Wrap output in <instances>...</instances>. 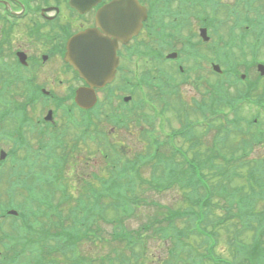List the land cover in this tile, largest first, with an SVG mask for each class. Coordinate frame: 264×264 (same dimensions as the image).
<instances>
[{
	"label": "trees",
	"instance_id": "trees-1",
	"mask_svg": "<svg viewBox=\"0 0 264 264\" xmlns=\"http://www.w3.org/2000/svg\"><path fill=\"white\" fill-rule=\"evenodd\" d=\"M226 96V93L222 97L214 92L209 102V111L218 109L222 104L228 105ZM229 102L237 106L236 102ZM232 145L227 144L226 160L220 167L223 170L217 171V174L209 169L207 171V163L202 161L191 168H185L188 164L181 158L160 175L154 171L152 177L146 178L142 174V166L151 163L150 153L132 158H126L127 154L123 153L121 160L114 162L110 179L101 175L95 182L84 181L76 185L77 194L68 191L69 186H53L52 195L38 202L42 204L39 213L30 207L28 212L32 213L28 215L25 208L13 205L24 219L20 227L21 231L24 230L22 236L27 242L32 241L31 248L35 247L40 252L44 264H115L114 256L116 264H146L150 258L151 241L159 243L163 253H166L163 261L157 259L158 264H172L174 260L177 261L175 264H180L179 259L192 258L202 251L201 245H196L203 238L194 235L196 227L211 226L212 233L217 236L221 224L227 225V231L237 227V232L246 226H253L254 237L250 243L228 233L230 255L226 264H237L236 259L240 257L242 259L239 264H264V208L258 209L256 205L258 197H264V158L255 160L249 155L244 157L246 152L235 151ZM209 164L218 166L214 160ZM182 168L186 169V173L190 172L193 181L200 178L209 183V191H206L203 198L200 196L192 202L198 209L192 216L194 210L190 208L176 211L156 198L151 197L150 201L146 199L143 203L137 197L143 184L148 185L150 190L158 189L160 182L174 183V174L180 182L184 181ZM233 179H243L245 182L242 187H233L229 184ZM55 190H61L58 201L52 198ZM245 201L248 202L246 206ZM143 204L154 208L155 216L148 215L136 228L128 226L127 219ZM64 208L68 209L67 213ZM109 221L114 226L111 230L105 227ZM37 228H44V232ZM202 242H210V239H203ZM84 244L103 251L100 256L95 255L98 260H89V253H82ZM41 247H44V251ZM108 247L110 249L105 252ZM17 248H22L20 243H13L12 249ZM11 253L6 251L1 258H6L10 264L15 258L10 256ZM204 258L201 254L199 264H205Z\"/></svg>",
	"mask_w": 264,
	"mask_h": 264
},
{
	"label": "rangeland",
	"instance_id": "rangeland-1",
	"mask_svg": "<svg viewBox=\"0 0 264 264\" xmlns=\"http://www.w3.org/2000/svg\"><path fill=\"white\" fill-rule=\"evenodd\" d=\"M217 1V0H215ZM220 2L222 3L221 6L218 7V14L226 17L228 15V7L231 6V8L235 5L236 0H220ZM35 5L39 6L38 9V14L37 17H42V19L44 18L43 14H44V9H41L42 6V0H35ZM227 7V9L225 10L223 7ZM238 8L242 11L245 12V6L244 5H240L238 6ZM1 12V11H0ZM53 14V13H51ZM243 15H246V13H243ZM232 18L235 17V15L232 13ZM168 18H170V15H167ZM72 19V18H70ZM75 17L73 16V21H71L72 24V29L73 30H67L64 34L63 37L66 40V38L74 33V30H76V28H78V25L75 22ZM192 21H194V19H192ZM157 26H155L154 28L151 27V31H152V37L153 39L157 42V44H160L163 41V34L161 33V31L159 30V28L163 27L165 30L167 28L169 29H173L177 26V23H172L170 20H167V22H165V20L162 19V16L160 14H157ZM18 23H23L22 21L20 22H15V24ZM24 26V24H22ZM81 25V24H80ZM11 28V27H8ZM0 29H1V34H0V49H6L5 53L10 52L12 49L15 48H23V49H27L28 52H33L34 54L40 55L43 52V48H47L45 45H42V42L44 41V37H51L53 36V32L49 31L48 33H46V35H44V32H42V34H39V37H34V35H29L27 36L26 33H24V29H22V31L20 30V28L16 25L15 28L13 29H8L7 31L4 30V28L2 27V25L0 24ZM9 31H11L9 33ZM186 31V30H185ZM186 33V32H185ZM146 36V35H145ZM135 41H137L135 39ZM142 39H140L138 42L141 43ZM4 44V46H3ZM13 44V45H12ZM142 47H145L146 45H148L147 40H143ZM154 43L151 44V46ZM134 46L136 45V43L133 44ZM133 46V47H134ZM156 47V46H155ZM263 53L260 54V56L258 57L259 59H263L264 57V45H262ZM143 52V55L140 56L138 58L139 61V71L137 72V74H141V75H145V74H150L152 76V74H155L157 71H159L162 67L161 64L158 63H153L152 62V58H150L151 56H145V50L144 48L140 49ZM4 52L0 51V57L5 54ZM135 54V53H134ZM132 59L134 60V57H132ZM131 59L128 60V65L130 64L131 66ZM5 62L8 63H13L15 62V56H13L12 54L8 53L7 56L4 59ZM248 61H252V59H248ZM188 62V60H187ZM191 65H195L194 63H192ZM205 66V64H203ZM34 66V65H33ZM164 66H168V65H164ZM188 68L189 65L187 64ZM32 66H29V68ZM169 73H172V70L170 71V68L164 69ZM150 72V73H149ZM207 72V70H206ZM33 73L35 74L34 80L32 79ZM176 74L177 80H181L182 76L178 75L176 72H174ZM23 74L25 75V80L24 82H19L16 85V102L19 104H23L26 107V115L32 119V125L34 127V130L31 129H26V135L28 137V142L25 144H21L22 146L20 147V149H16L17 152V158H21L23 160V165L22 168H24L22 170V176L20 177V181L24 183V188H17V189H11V191L13 192L12 196H7L6 193V183H7V178L10 175L12 169L15 172H18V170L14 167H12V163H11V156H8L7 158H5V161L2 164V181L0 182V201H2V203L4 202L5 204H9V205H14L17 207H23L28 210L30 207H34L35 210H37V213H39L40 211V205L37 202V200L39 198L44 199V190L43 191H36L34 192H30L27 191L25 188V183H26V177L24 176V174L28 172V168L29 165L32 164L34 162V158L35 155H33V153L40 151L41 150V144H42V139H41V135L39 134L38 130L39 126H38V119H43L42 117L45 115L46 110L45 108V102H44V98H42L41 96H39L38 100H40V103L38 104V106H34L32 105V103L29 102V98H30V93H28V96H25V89L22 86V83H26L27 82V90L33 94H39L38 91H35L36 89H38L39 91L41 90L42 87H46L48 90L53 89L56 93L57 96H64V103L66 105H69L71 107V101H70V96L69 94V90L66 89L65 85L67 83V75H65L63 72H61L60 70H57L56 67H54L53 63H50L48 67H41L39 69L34 68L33 67V72L30 70H25L23 71ZM189 75L191 76V78H193L194 74L192 72H189ZM1 76L2 74H0V80H1ZM126 77H128L130 79V81H134L135 77L133 73H127L125 74ZM155 76V75H153ZM184 76V75H183ZM250 76L253 79H257L258 78V74L255 71V69H251L250 70ZM64 79L65 81L62 84L58 83L59 78ZM143 76H140L139 80H142ZM36 80V81H35ZM120 80V81H119ZM118 80V84L117 87H120V85H122L123 82V78H120ZM262 83L264 86V79L262 80ZM120 84V85H119ZM63 85V86H61ZM203 86H199L196 87L194 86L193 82H182L180 85V94L189 102V104H193V97H197L200 98L201 97V93H202V89ZM2 88H0V91L2 92ZM143 90L145 93H143L144 95H146V97L148 99H150L152 96H154L155 90L153 88V86H151L150 84L145 85L143 87ZM229 90L232 94H236L237 92H240L243 90V88L241 86H230ZM15 91V90H14ZM119 92V91H117ZM135 96L138 98L139 95V91L136 90L135 91ZM176 97H180L179 96H175L174 99H172L171 102H173L175 99H177ZM103 99V98H101ZM105 100V99H104ZM156 102V100H155ZM44 104V106H43ZM53 101H50V106L53 107ZM115 106L114 107H119V105L121 104V102L119 101V103L117 104V101H115ZM173 104L175 105V107H172L171 110L169 112H167L166 117L164 119V128L168 129V130H177V128L180 127L181 125V121L179 119H177V117L179 116V112L178 111H183V107H181L179 104H177L176 102H173ZM6 105L4 104L2 106V108H4ZM49 106V105H48ZM44 107V108H43ZM113 106L109 105L108 103H106L105 107H104V112L103 114L100 115V121H102V124L100 125L102 129L107 130L109 132H111L114 141H118L120 143L122 147V149H124L127 153L130 152L131 149H140L142 147V138H146L143 134L141 136V134L139 132H135V136H133L130 132L134 131V130H129L125 127L123 128H119V127H113L112 121H111V115L114 112V109L117 110L116 108H114ZM126 108H131V106H125ZM66 108V107H65ZM114 108V109H113ZM155 107L150 106L147 108H143L139 110H143L145 112V114H149L151 116V113L154 111L152 109H154ZM78 111V113H75V116L71 119L72 121L76 122L78 121L80 124H86L84 121H82L81 119L86 118L89 119L90 121H94L96 119V117H94V115L92 113H85L82 114L78 109H76ZM157 110V108H156ZM155 110V111H156ZM245 110L249 111L251 113H254V109H249L245 106ZM244 110V111H245ZM56 112V111H55ZM58 113H56V120H58L60 122V124H63L62 121L66 122L67 119L71 118L67 116V113L61 108L59 107V109L57 110ZM1 116L5 118V120L3 121V127L0 128V148L6 150L8 153H10V150L12 149V147H15V142H13L14 140H16V138L14 137L15 135H17V133H14L11 136L5 135V128L6 129H12L14 128L18 123H19V119L16 116L13 117H7L6 114L3 112V110L0 112ZM73 114V112H72ZM245 115V114H243ZM260 115L262 118L263 123L260 124V128H262L264 130V110H260ZM54 116V119H55ZM250 116V115H249ZM81 120V121H80ZM160 120H163V117H160ZM194 120V119H192ZM96 124V122L94 123ZM85 126V125H84ZM84 126H79L76 127L73 131H71L70 133H66L63 139L64 144L68 145L69 148H72L75 144L79 145L80 141L79 139L83 138V129ZM246 127H248L247 125H245ZM253 129L256 130L255 127H252ZM159 131L164 134L167 135L169 133L163 131V129L161 127L158 128ZM137 131V130H136ZM80 134V135H79ZM257 134V133H256ZM79 135V136H77ZM79 137L78 140H76L75 138ZM214 137V134L212 133L209 136H205L202 137V139H204V143H206V149L207 146L210 144V142H212V138ZM257 137H259V135L257 134ZM12 139V140H11ZM142 141V142H141ZM242 141V140H241ZM240 141V137L238 136L236 143V147H235V151L237 149V145H239L241 143ZM178 143H180V141L177 140ZM200 142L199 141H195V144L191 145V150L195 149V147L198 146ZM19 144V143H17ZM83 143H81L82 145ZM253 145V143H252ZM84 146V145H82ZM240 150V147H239ZM204 151V150H202ZM201 151V152H202ZM29 152H32L31 154H28ZM81 152V156L82 158H86L85 156H83V154L88 155L87 153H91L90 151V145L89 146H85L84 148H82L81 146H79V149L76 150L75 152H73V154L76 157H79V153ZM59 154H64V149L62 148L59 151ZM253 156L257 157V158H264V141H262V138L256 142L255 147L253 149ZM99 164L98 166H101V159L99 157V154L96 155ZM73 156L68 157V162L66 161L65 166H64V173H63V179L62 181H67L65 182L66 184L70 185L71 189H74L76 187L78 183V181H76V179H74V175H75V169L71 168V164L74 162ZM80 166V173H84V169H82L81 167V163L78 164ZM28 166V167H27ZM46 174H52L51 171H47ZM142 174L144 177L148 178L151 175V170L148 167H143L142 168ZM0 175V176H1ZM6 176V177H5ZM5 177V178H4ZM244 179V178H243ZM243 179H233L231 180V182H229V184L233 187H238L243 185V183L245 182V180ZM149 186L146 184H143L142 187L138 190V198L141 199V201H143V203L147 200L150 201V198H156L160 203H162L163 205H167V206H177V202L182 201L183 197L182 194L179 193V191H177V189L172 188L170 191H155L150 190L148 188ZM242 187V186H241ZM47 188V187H44ZM42 188V189H44ZM247 192H245L246 194ZM148 196V198H147ZM141 197V198H140ZM10 198V199H9ZM247 201L244 202V205H247ZM187 205V204H186ZM256 205H258V209L260 207L264 208V197H258V200L256 201ZM65 213L68 212V209L64 208ZM149 215V217H154L155 216V210L152 207H148L145 204L139 206V208L130 215V217L127 219L126 223H128L129 226L131 227H138L140 225V222L142 220H144L147 216ZM14 218L9 217L8 218V222H3L0 220V238L1 242H0V250L2 252H5L11 245V241H14L16 238H19L22 235V232L20 227H19V223H12ZM5 220V219H4ZM44 222V220H42ZM20 222V220H19ZM227 225H222L220 227H218V229L220 230V243L218 245V252L220 253H230L229 250V245H230V241L229 237H228V233L233 235L235 233H237L236 228H234V230H228L226 229ZM231 231V232H229ZM244 237H242V234H238V237H240L241 241L246 242V243H250L253 242V230L251 231H244ZM264 240V237H263ZM6 243V245L4 244ZM84 246V250L86 252L89 253V260H98V258L96 256H100L103 251L102 250H96L94 248H91L88 245H83ZM160 244L157 242H153L151 241L150 244V248H149V256L150 258H148L146 260V264H156L157 263V259L160 261H163L165 254L163 253V249L160 248ZM22 248L18 249L21 250ZM42 251H44V247H41ZM110 248H106L105 252H107ZM10 252H12L13 249H9ZM32 252H36V248L32 247L31 248ZM28 251V252H31ZM21 252V251H18ZM96 255V256H95ZM235 259V258H233ZM241 259L242 257L236 259L237 264L241 263ZM113 260L117 263L115 256L113 257ZM115 263V264H116ZM158 264V263H157ZM187 264H191L190 261H188ZM246 264V263H245Z\"/></svg>",
	"mask_w": 264,
	"mask_h": 264
},
{
	"label": "flooded vegetation",
	"instance_id": "flooded-vegetation-1",
	"mask_svg": "<svg viewBox=\"0 0 264 264\" xmlns=\"http://www.w3.org/2000/svg\"><path fill=\"white\" fill-rule=\"evenodd\" d=\"M4 1L8 2V4L4 2L3 4L0 2V4H2L3 6L1 7L0 5V11L6 12L7 14H9V17H13L6 20H0V24L2 25L5 31H7L8 29H13L17 25L21 31L22 29H24L23 32L26 33L27 36L31 34L34 35V37H39V34H42V32H44V35H46V33H48L49 31L53 32L52 33L53 36L44 37V41L42 42V45L43 46L45 45L47 48H43V52L40 55L34 54L33 52L30 53L28 52L27 49H23L21 47H19L17 50L12 49L10 52L7 53H5L6 49H0L1 52L5 53L0 57V60L4 62V59L7 56V54L10 53L13 56H15V62L13 63L14 66L17 63V65L32 72H33V67L37 69L41 67L45 68L48 67L50 63H53L54 67H56L57 70H60L66 75H68L70 71L72 77L67 82H75V83H78L79 81L77 77H74L75 76L74 69L71 65H69L65 61L66 50L64 49V47L65 46L67 47V43L69 40H67L68 37L66 38V40L63 37V34L67 30H73L72 29L73 23L71 22L73 21V16L75 17L76 19L75 22L78 25V28L74 30V33H77L84 31L88 28H94L96 26L97 14L101 10V8H104L105 6L110 8V10L114 12V16L117 18L119 17V15H121L122 18L127 20L130 13L128 4L122 3L119 0H98V1H93L91 4H86V3L83 4L82 0H78L76 2V8H72L70 6L69 3L70 0H42L41 9H44V14H43L44 18L42 19V17H37L38 14L37 10L39 9V6L35 5L34 3L35 0H4ZM139 1L141 2L142 5L147 7L148 18L147 21L144 22L140 34L137 37H134L132 41H134L135 39L136 40L143 39L147 34V31L152 24L150 17L151 11L149 10L152 9L151 6L156 7L155 10L160 12V9L169 8L175 11L176 9H182L185 6H189L193 4L192 0H148V2L146 0H139ZM17 6L20 7L19 11L17 12L18 14L13 9L16 8ZM49 7L58 8V11L55 10L52 12L46 11V9H48ZM122 8H124V10L120 11V9ZM83 10L86 11L82 12ZM155 14H157V12ZM114 16H111V19L114 18ZM2 18L3 16L0 15V19ZM162 18H166V17L163 15ZM176 20H177L176 17H171V21L173 23H175ZM20 21H22L23 23L15 24V22H20ZM22 24H24V26ZM10 32L11 31H9V33ZM0 34H1V29H0ZM129 44L124 45L120 43L119 50H124L125 48L127 49ZM22 55L23 58H25L24 63H21L19 61V58L17 57ZM120 57H121V65L119 68L120 69L122 68V70L128 72V66H126V62L122 60L123 56ZM29 66L32 67L29 68ZM0 69L4 70L1 67ZM13 75L17 76L14 78V81L17 82L18 80V83L24 82L26 78L22 72L17 73V71H15ZM68 76L70 77V75ZM63 82L64 79L59 80L60 84H62ZM82 84L84 83L82 82ZM23 85L24 83H22V86Z\"/></svg>",
	"mask_w": 264,
	"mask_h": 264
},
{
	"label": "water",
	"instance_id": "water-1",
	"mask_svg": "<svg viewBox=\"0 0 264 264\" xmlns=\"http://www.w3.org/2000/svg\"><path fill=\"white\" fill-rule=\"evenodd\" d=\"M136 5V7L139 9H141V12L143 14V16H139V11L137 8H130L129 9V17L127 18L128 22L130 21V32L128 33L130 35V37L134 34H137L141 28L142 25V19H144L146 17L145 13L143 12L144 9L140 6L137 5V3H134ZM108 13V12H107ZM101 18L104 17L103 14L100 16ZM105 17H107V14L105 15ZM111 24L115 27L116 25H120L123 24V22H115V20H112ZM102 27H104V31L105 33L108 35L112 32V28L109 29L108 26H104L102 25ZM103 29V28H102ZM104 35V37L99 33V32H93L87 34H82L79 35L76 38H73L70 42H69V53L71 55V60L72 62L75 64V66L80 70L81 74L86 78V80L88 81V83L91 85V87L94 86H102L106 81L110 80L112 78V76L114 75L115 69H111L110 72L108 71V65L106 64L105 60L106 58H108L106 51H105V59H104V66L102 69H98L96 68L94 65H92L89 62H86L85 60L77 57L76 55V50L77 48L84 42L85 38L87 37H93L95 36L98 40H102V41H107V35ZM114 34V33H112ZM77 99L78 102L85 106V107H89L90 105H92L94 103V101L96 100L95 94L93 92L92 88H82L78 91V95H77Z\"/></svg>",
	"mask_w": 264,
	"mask_h": 264
},
{
	"label": "snow or ice",
	"instance_id": "snow-or-ice-1",
	"mask_svg": "<svg viewBox=\"0 0 264 264\" xmlns=\"http://www.w3.org/2000/svg\"><path fill=\"white\" fill-rule=\"evenodd\" d=\"M106 41L98 40L95 36L85 38L77 48V57L91 63L98 69H102L105 59Z\"/></svg>",
	"mask_w": 264,
	"mask_h": 264
}]
</instances>
